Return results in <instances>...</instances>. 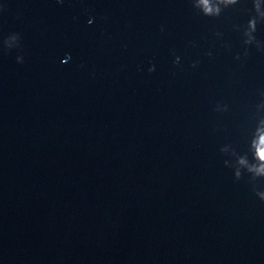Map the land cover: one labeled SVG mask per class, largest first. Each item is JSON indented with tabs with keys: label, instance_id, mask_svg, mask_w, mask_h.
I'll list each match as a JSON object with an SVG mask.
<instances>
[{
	"label": "water",
	"instance_id": "obj_1",
	"mask_svg": "<svg viewBox=\"0 0 264 264\" xmlns=\"http://www.w3.org/2000/svg\"><path fill=\"white\" fill-rule=\"evenodd\" d=\"M208 3L0 0V264H264V0Z\"/></svg>",
	"mask_w": 264,
	"mask_h": 264
},
{
	"label": "clouds",
	"instance_id": "obj_2",
	"mask_svg": "<svg viewBox=\"0 0 264 264\" xmlns=\"http://www.w3.org/2000/svg\"><path fill=\"white\" fill-rule=\"evenodd\" d=\"M223 2L225 4H231V3H235V0H223ZM201 3L204 5V13L205 14H210L212 12V8L208 3V0H201ZM216 11L218 12L219 9H216ZM249 26L250 28L253 27V22H249ZM264 147V143H258L257 148H261ZM257 158L259 159V153L257 154ZM241 163H243V161H241ZM255 171L259 174V173H264V162H261L259 167L255 169Z\"/></svg>",
	"mask_w": 264,
	"mask_h": 264
}]
</instances>
